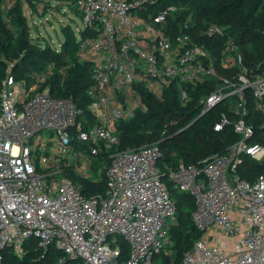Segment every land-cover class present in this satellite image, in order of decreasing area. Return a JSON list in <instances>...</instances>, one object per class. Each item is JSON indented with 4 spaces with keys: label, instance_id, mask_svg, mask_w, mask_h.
<instances>
[{
    "label": "built area",
    "instance_id": "2783aa9c",
    "mask_svg": "<svg viewBox=\"0 0 264 264\" xmlns=\"http://www.w3.org/2000/svg\"><path fill=\"white\" fill-rule=\"evenodd\" d=\"M157 1H77L78 59L92 66L87 94L94 122L87 129L73 99L56 97L45 86L51 65L31 82L17 79L14 63L8 65L0 88V264L3 251L11 248L21 256L29 240L46 253L52 246L61 251L59 264H156L176 221L171 189L195 199L192 221L202 233L183 264H264V173L253 183L240 173L245 156L264 162V135L256 141L248 122L250 101L264 119V73L244 65L234 42L220 59L212 55L193 39L189 21L172 32L168 20L179 7L147 14ZM207 34L223 35V29L211 27ZM209 80L217 86L201 100V115L232 100L236 116L231 120L223 113L214 127L216 132L232 127L239 136L227 155L200 166L180 164L167 174L169 186L158 167L159 144L115 151L98 169L106 170V193L91 197L61 174L65 166L81 177L93 176L102 147L118 143L117 123L147 110L137 83L162 100L174 82L198 87ZM181 99L189 101L187 90ZM75 140L87 150H77ZM114 235L121 239L109 244ZM120 241L127 255L116 246Z\"/></svg>",
    "mask_w": 264,
    "mask_h": 264
},
{
    "label": "trees",
    "instance_id": "16d2710c",
    "mask_svg": "<svg viewBox=\"0 0 264 264\" xmlns=\"http://www.w3.org/2000/svg\"><path fill=\"white\" fill-rule=\"evenodd\" d=\"M54 1L56 0H0V88L10 63H14L13 74L16 78L27 82L33 81L36 75L51 65L53 75L45 86L50 87L56 97L73 99L83 111L79 121L87 129L94 122L89 110L91 98L87 94L93 84L92 66L78 59L80 42L77 32L70 24L63 26L64 39L59 49L54 48L48 43L43 44L41 38L34 37L25 14L24 7L27 5L31 13L39 18H46L53 9L51 3ZM67 1L71 2L74 14L82 19L78 0ZM171 5L179 7V11L168 20V27L172 32H180L183 24L189 21L193 39L206 45L212 55L220 59L224 47L234 42L243 55L244 65L256 73H264V0H158L154 5H149L147 14L157 15ZM215 26L223 29V35L207 34V30ZM86 33L83 32V35L86 36ZM215 86V80H209L198 87L174 82L160 100L143 84L137 83L135 87L147 110L138 109L131 119L117 123L118 143L108 148L102 147V152L92 167L93 176L81 177L74 168L65 166L61 174L72 178L84 195L91 197L106 193V170L100 174L98 169L109 164L110 154L115 151L136 150L159 144L162 157L158 167L167 183L169 171L182 163L200 166L214 155H227L239 136L232 127L221 132H216L214 127L223 113L231 120L236 119L230 109L232 100L216 106L194 122L202 114L201 100ZM183 89L189 93L188 102L181 99ZM248 107V122L254 125L256 141H260L264 135L263 115L255 102L250 101ZM75 143L81 145L77 140ZM79 148L78 150H87L88 147L83 145ZM240 173L244 180L253 183L264 173V162L245 156ZM171 197L177 205L176 221L170 230V245L165 253L155 258L156 264H183L184 255L202 236L192 221V214L196 209L195 199L190 194H179L172 189ZM121 247L123 254L127 255V244L123 243ZM24 251L21 256L9 254L8 250L3 251L4 264H59V259L63 256L54 246L47 253L44 252L36 240H29Z\"/></svg>",
    "mask_w": 264,
    "mask_h": 264
},
{
    "label": "rangeland",
    "instance_id": "374dc122",
    "mask_svg": "<svg viewBox=\"0 0 264 264\" xmlns=\"http://www.w3.org/2000/svg\"><path fill=\"white\" fill-rule=\"evenodd\" d=\"M51 4L53 5V9L50 11L49 16H47L46 18H39L33 12L31 13V10L27 5L24 7V10L25 14L28 17L31 31L34 37L41 38L43 44L48 43L52 47L59 49L61 46V42L64 39V36L62 34V27L70 24L75 29V32H77V28L81 27L82 22L81 19L74 14L73 9L70 7L71 2H68L67 0H56ZM83 145L84 144L81 143V145L79 146ZM51 146L52 144L49 143L48 150L46 152L47 154L50 153ZM79 146L77 145V150L80 149ZM119 239L121 238L118 235H114L111 238L109 244H111L112 241L116 242ZM123 243L124 241L118 242L116 246L121 247ZM8 253L13 254L14 252L11 248H9Z\"/></svg>",
    "mask_w": 264,
    "mask_h": 264
},
{
    "label": "water",
    "instance_id": "95a60500",
    "mask_svg": "<svg viewBox=\"0 0 264 264\" xmlns=\"http://www.w3.org/2000/svg\"><path fill=\"white\" fill-rule=\"evenodd\" d=\"M203 115L199 116L194 122H197Z\"/></svg>",
    "mask_w": 264,
    "mask_h": 264
}]
</instances>
